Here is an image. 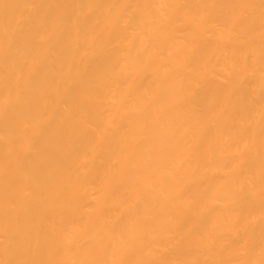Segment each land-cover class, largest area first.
I'll list each match as a JSON object with an SVG mask.
<instances>
[{
  "label": "bare ground",
  "instance_id": "bare-ground-1",
  "mask_svg": "<svg viewBox=\"0 0 264 264\" xmlns=\"http://www.w3.org/2000/svg\"><path fill=\"white\" fill-rule=\"evenodd\" d=\"M0 264H264V0H0Z\"/></svg>",
  "mask_w": 264,
  "mask_h": 264
}]
</instances>
